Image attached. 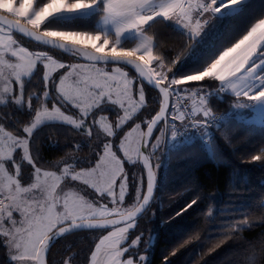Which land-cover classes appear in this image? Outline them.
I'll return each instance as SVG.
<instances>
[{"label":"snow or ice","instance_id":"obj_1","mask_svg":"<svg viewBox=\"0 0 264 264\" xmlns=\"http://www.w3.org/2000/svg\"><path fill=\"white\" fill-rule=\"evenodd\" d=\"M243 5L244 0H0V106L12 109L0 119L3 264H51L48 256L56 242L86 230L107 232L89 249L87 264H146L148 248L140 251L143 235L132 230L155 198L163 164L153 165L150 156L162 144L167 152L190 146L195 138L215 159V131L225 126L227 117L214 115V98L223 102L231 94L235 109L264 111V18L218 56L200 60L201 53L216 48L219 28L213 22ZM96 16L100 20L95 27L82 23ZM155 22H168L186 36V57L168 60L156 52L148 34ZM17 33L40 47L22 46ZM129 40L133 47L126 46ZM53 50L77 62L65 63ZM189 58L200 60L199 65L174 71ZM125 66L135 69V79ZM54 70L64 71L54 76ZM41 72L39 93L30 91ZM144 81L158 90L159 107L144 121L146 131L137 123L120 141V157L113 150L115 141H102L97 127L106 137L119 139L118 130L133 119L132 109L139 112L145 105ZM134 83L140 84L138 90ZM106 112L117 117L114 124ZM58 125L70 126L89 141L95 138L103 150L87 163L73 157L51 170L42 167L45 162L32 149L35 135L42 127ZM137 132L140 146L125 148ZM125 159L134 167L142 163L139 176L126 170ZM251 161L264 163V148ZM196 203L192 200L182 211ZM152 242L150 236L148 245ZM74 258V253L68 255L63 264H72Z\"/></svg>","mask_w":264,"mask_h":264},{"label":"trees","instance_id":"obj_2","mask_svg":"<svg viewBox=\"0 0 264 264\" xmlns=\"http://www.w3.org/2000/svg\"><path fill=\"white\" fill-rule=\"evenodd\" d=\"M99 17L88 18L82 23L95 27ZM259 18H264V0H245L242 10L219 21L216 48L201 53L200 60L217 56L230 43L242 38ZM148 34L156 45V52L168 60L186 57L189 41L168 22L152 23ZM16 38L27 46L40 47L18 35ZM200 60L189 58L174 71L187 72L197 67ZM125 70L136 77L129 69ZM41 78L42 72L32 82L35 87L29 86L30 91L39 93ZM144 87V107L118 132L119 135L132 123H140L144 130L146 118L158 110L159 94ZM233 99L230 94L224 95L223 102L214 98V113L227 114ZM0 109H3L0 119L12 110L6 106ZM93 140L89 141L70 126L42 127L35 135L32 149L45 162L42 167L51 170L69 157L83 158L87 163L93 155ZM79 142L83 144L77 148ZM215 144V159L208 157L197 139H193L190 146L172 149L167 157L162 146L156 152L157 162L163 165L158 174L155 198L132 230L135 235H143L140 251L148 248L146 264H264V163L251 161V156L264 148V125L230 116L225 126L215 131ZM150 159L155 165L153 156ZM124 164L130 174H141L140 165ZM194 199L197 203L182 211ZM244 220L247 224L241 227L232 225ZM104 232H78L61 238L51 248L49 261L63 264V260L74 253L72 264H86L89 249ZM150 236L153 242L149 246ZM70 245L72 253L67 251ZM6 259V250L0 248V264Z\"/></svg>","mask_w":264,"mask_h":264},{"label":"rangeland","instance_id":"obj_3","mask_svg":"<svg viewBox=\"0 0 264 264\" xmlns=\"http://www.w3.org/2000/svg\"><path fill=\"white\" fill-rule=\"evenodd\" d=\"M245 1V0H244ZM226 16H228V15H226ZM100 20V17L98 18V20H97V22ZM97 22H96V24H97ZM18 39V38H17ZM19 41H20V43L22 44V46H24V47H27V48H29V49H33V48H37V47H35V46H32V45H29V46H27L25 43H23L20 39H18ZM126 46L127 47H133L134 46V41L132 42V43H127L126 44ZM190 47V46H189ZM225 50V49H224ZM223 51V50H222ZM219 54V53H218ZM218 54H217V56H218ZM56 55V54H55ZM56 56H58L61 60H63V62H65V63H74V62H77V60L76 59H73V58H70V57H67L66 56V58H63V57H61V56H59V55H56ZM187 56V55H186ZM183 59V58H182ZM80 63H84V62H81V61H79ZM42 67V66H41ZM110 70V69H109ZM60 71H64V70H54L53 71V75L54 76H57L58 75V73L60 72ZM126 71V70H125ZM128 72V71H127ZM128 74H129V76L130 77H132L133 79H135L129 72H128ZM58 82V81H57ZM139 87H140V84L139 83H134V89L135 90H138L139 89ZM231 95V94H230ZM233 96V95H232ZM234 97V96H233ZM135 99L136 100H139V96L138 95H136L135 96ZM235 102H236V98L234 97V99H233V102H232V104H231V107H230V110L228 111V113L227 114H221V113H214V114H217V115H219V116H221V115H225L226 117H227V120H228V118L230 117V116H233L234 118H236V119H238V120H240V121H243V122H247V123H254V124H262V125H264V111H260V110H258V111H256V112H252V111H249V110H246V109H235L234 107H233V105L235 104ZM245 103H247V101H245ZM141 109V108H140ZM71 111H75V109H71ZM117 111H119V109H117ZM132 111L135 113L134 114V116L137 114V112H136V110L135 109H132ZM105 115H108L109 117H110V119H109V123H115V121H116V119H117V117L115 116V115H113V114H111V113H108V112H106V113H104ZM121 115L123 114L122 112L120 113ZM133 116V117H134ZM131 121V120H130ZM129 122V121H128ZM128 122L127 123H125L124 124V126L123 127H125V125H127L128 124ZM138 123V122H137ZM137 123H132V125H130V126H128V129H126V130H124L123 131V133L121 134V135H119V139H117L116 137H106L101 131H99V127H97V131H96V134L97 135H99L100 136V138H101V140L102 141H108V142H112V141H115V144H114V148H113V150L114 151H116L117 152V154H118V156H120V157H123V151H121L120 150V141H124L125 140V136L128 134V133H130V132H132V129L133 128H135V126H136V124ZM120 130H118V132H119ZM141 131H143V127L141 126ZM193 132H195V130H192ZM157 135L159 134V133H156ZM195 135L196 136H198L199 135V133H195ZM94 139V140H93ZM92 140H93V142H92V146H93V149H92V153H94V152H96V151H102L103 150V144L102 143H100L99 145H97V141L95 140V138H93ZM195 139V138H194ZM154 142V141H153ZM135 147H139V133L137 132V133H133V135L132 136H129L128 137V139L125 141V148H130V149H134ZM164 147V146H163ZM164 151H165V148H164ZM171 151V150H170ZM170 151H165V155H166V157L169 155V152ZM131 154H132V156H133V159H136V157H135V153H134V151L133 152H131ZM72 157H69L68 159H71ZM77 159H79V160H81V161H85V159H83V158H77ZM153 159H154V162H155V165L156 164H158V162H157V160H158V154H156L155 153V155L153 156ZM86 161H88V160H86ZM124 162H127L128 163V161L125 159L124 160ZM93 163H94V161H93ZM24 175H25V177H27L28 176V173H27V171H25L24 172ZM78 187H83V185H78ZM75 189H70V191H74ZM88 192L89 193H92V195L94 196V197H96V198H98V194H95V193H93V191H92V189H88ZM263 205H264V201H263ZM233 226H235V227H241V226H243V224L242 223H240V222H235V223H233L232 224ZM103 234H107V232L105 231ZM100 238V237H99ZM98 238V239H99ZM97 242H98V240H97ZM143 253V252H142ZM87 264V263H86Z\"/></svg>","mask_w":264,"mask_h":264},{"label":"water","instance_id":"obj_4","mask_svg":"<svg viewBox=\"0 0 264 264\" xmlns=\"http://www.w3.org/2000/svg\"><path fill=\"white\" fill-rule=\"evenodd\" d=\"M16 35H18V36H20V37L26 39V40L29 41V42H32V43H35V44H36L35 41L30 40L28 37H24V36H22V35H20V34H18V33H17ZM53 51H57V52H59V53L65 55V56H67V57H70V58H73V59H76V60H77V58L72 57V56H71L70 54H68V53H63V52H61V51H59V50H53ZM80 61H81V62H84V63H87V61H83V60H80ZM125 68L129 69V70H130V71H131V72L137 77L138 74L135 72V69H134V68H132L131 66H125ZM143 84H144L145 86H147V87H149V88L155 90V91L159 94L158 90L152 88V86H150V85L147 84V81H144ZM159 97H160V95H159ZM160 99H161V97H160ZM143 131H146V127H145V129H144ZM139 146H140V144H139ZM161 146H162V148H163L164 145L162 144ZM146 152H148V149L146 150ZM150 161H151V159H150ZM151 163H152V162H151ZM139 165L143 168L142 163H139ZM145 211H146V210H145ZM145 211H144V212H145ZM144 212H143V213H144ZM143 213H141L140 216H141ZM140 216H139V217H140ZM86 231H87V230H86ZM86 231H83V232H86ZM92 231H104V230H92ZM77 233H78V232H77ZM68 235H72V234H68ZM68 235H66V236H68ZM62 238H63V237H62Z\"/></svg>","mask_w":264,"mask_h":264},{"label":"crops","instance_id":"obj_5","mask_svg":"<svg viewBox=\"0 0 264 264\" xmlns=\"http://www.w3.org/2000/svg\"><path fill=\"white\" fill-rule=\"evenodd\" d=\"M219 21H220V20H218V21H214L213 23H214V24H218V23H219ZM206 31H207V30H206Z\"/></svg>","mask_w":264,"mask_h":264},{"label":"built area","instance_id":"obj_6","mask_svg":"<svg viewBox=\"0 0 264 264\" xmlns=\"http://www.w3.org/2000/svg\"><path fill=\"white\" fill-rule=\"evenodd\" d=\"M214 115L219 116V115H217V114H214Z\"/></svg>","mask_w":264,"mask_h":264}]
</instances>
